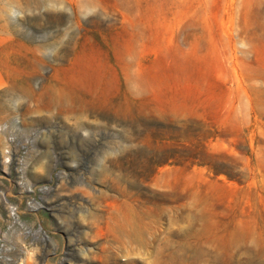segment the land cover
I'll return each mask as SVG.
<instances>
[{"label":"rangeland","instance_id":"374dc122","mask_svg":"<svg viewBox=\"0 0 264 264\" xmlns=\"http://www.w3.org/2000/svg\"><path fill=\"white\" fill-rule=\"evenodd\" d=\"M0 264H264V0H0Z\"/></svg>","mask_w":264,"mask_h":264},{"label":"bare ground","instance_id":"6f19581e","mask_svg":"<svg viewBox=\"0 0 264 264\" xmlns=\"http://www.w3.org/2000/svg\"><path fill=\"white\" fill-rule=\"evenodd\" d=\"M57 85V84H56ZM83 87V85H82ZM81 87V88H82ZM84 88V87H83ZM60 89V88H59ZM62 90V88H61ZM74 90V89H73ZM51 92V90H50ZM55 92V91H54ZM37 94V93H36ZM40 95V94H39ZM37 95L39 98L40 96ZM46 95V94H45ZM35 96V95H34ZM36 96V97H37ZM45 97V96H44ZM47 97V96H46ZM28 99H29V96H28ZM32 99V98H30ZM39 100V99H38ZM44 101V99H43ZM30 102V101H29ZM39 102V101H38ZM87 94L86 93H80V92H72V91H58L56 93H50V95L48 96V102L47 104H54L56 106V114L59 116L60 115H64L65 114L67 115L70 114V113H76L77 111H82V112H87V113H91L93 112L92 110L88 109L87 108ZM63 103H67L68 105L65 106L63 105ZM44 104V103H43ZM93 104V102H92ZM42 105V104H41ZM45 106V105H44ZM34 107V106H33ZM37 106H35L36 108ZM40 107V106H39ZM45 108V107H44ZM32 109V108H31ZM31 111V110H30ZM47 111V110H46ZM50 116V115H49ZM53 117V116H52ZM77 121V120H76ZM80 121V119H79ZM72 122V121H71ZM69 123V122H68ZM86 123V122H85ZM69 125V124H68ZM82 123H78V122H75L73 124V126L70 128V131L72 133V137L74 138L75 135H77L81 130H82ZM91 133V132H90ZM66 136V135H65ZM77 138V137H76ZM83 141V140H81ZM135 221V220H134ZM137 224V221H135V223H133V225H136ZM132 225V226H133ZM133 236L135 238H138L139 237V234L138 232H136L135 229H133ZM148 235L150 236L151 233L149 232ZM148 239V238H147ZM149 241V242H148ZM148 241H146V243H150L151 241V238L148 239Z\"/></svg>","mask_w":264,"mask_h":264}]
</instances>
